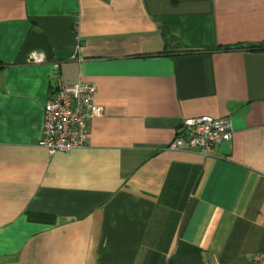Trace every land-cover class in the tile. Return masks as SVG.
<instances>
[{
    "label": "crops",
    "instance_id": "1",
    "mask_svg": "<svg viewBox=\"0 0 264 264\" xmlns=\"http://www.w3.org/2000/svg\"><path fill=\"white\" fill-rule=\"evenodd\" d=\"M264 0H0V264H250L264 252ZM31 51L45 56L29 63ZM97 86L86 147L44 104ZM229 116L214 156L171 150Z\"/></svg>",
    "mask_w": 264,
    "mask_h": 264
},
{
    "label": "built area",
    "instance_id": "2",
    "mask_svg": "<svg viewBox=\"0 0 264 264\" xmlns=\"http://www.w3.org/2000/svg\"><path fill=\"white\" fill-rule=\"evenodd\" d=\"M29 63H42L45 56L31 51ZM97 86L89 82H64L44 104L43 130L40 144L50 155L86 147L89 143L86 120L99 110L94 105ZM233 137L229 116L202 115L184 118L175 139L169 143L171 150L197 149L206 157L214 156L216 146ZM207 264H220L212 262ZM250 264H264V252L256 254Z\"/></svg>",
    "mask_w": 264,
    "mask_h": 264
},
{
    "label": "trees",
    "instance_id": "3",
    "mask_svg": "<svg viewBox=\"0 0 264 264\" xmlns=\"http://www.w3.org/2000/svg\"><path fill=\"white\" fill-rule=\"evenodd\" d=\"M264 45H252L250 48L251 49H262ZM264 49V48H263Z\"/></svg>",
    "mask_w": 264,
    "mask_h": 264
}]
</instances>
